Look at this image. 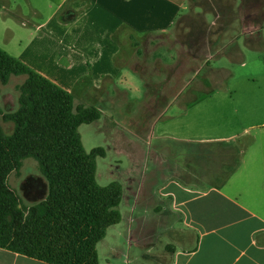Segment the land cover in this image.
Here are the masks:
<instances>
[{
	"label": "rangeland",
	"instance_id": "obj_1",
	"mask_svg": "<svg viewBox=\"0 0 264 264\" xmlns=\"http://www.w3.org/2000/svg\"><path fill=\"white\" fill-rule=\"evenodd\" d=\"M1 1L14 4V0ZM181 14L170 36L183 41L193 53L195 69H199L197 75L193 78V71L188 72L194 65L189 63L190 68L181 71L164 91H147L144 100L138 102L131 97L129 103H123L118 116L125 127L121 136L119 132L111 136L106 121H101L103 118L98 123H84L79 129L87 151L99 146L106 150L105 156L97 158V180L101 185L119 181L128 195L129 190L143 186L142 202L133 212V232L128 230L130 212H123L126 219L110 226L107 236L97 245L101 264H107L109 257H114L115 264H155L156 257H170L168 247L189 246L187 239L178 242V237L189 231L180 225L181 213L158 192L168 178L186 181V169L195 171L190 177L204 180L202 186L225 184L223 190L230 193L243 186L264 184V0H191ZM244 36H251L252 42L246 37L247 44L258 52L243 63L246 57L240 41ZM166 57L163 58L167 60ZM26 77L14 74L7 83L0 81L3 112L18 109L17 87ZM159 77L162 82L166 79L164 73ZM0 126L11 134L15 123L0 114ZM152 133L166 139H154L150 149L142 136ZM174 136L181 137L173 140ZM186 136L227 139L212 142L208 155L203 149V154L196 156L209 172H198L201 167L196 162L191 165L187 155L192 151ZM253 138L254 144L248 145ZM222 143L235 144L236 149ZM246 145L247 151L255 148L262 152L259 155L263 160L255 162L257 168L253 173L242 172L238 165L237 152L240 154ZM149 149L146 159L140 160V153L147 154ZM147 160L150 169L144 172ZM9 183L24 209L41 202L49 193L48 180L35 157L24 158L19 169L10 174ZM163 198L165 201L161 202ZM159 202L161 211L155 212L154 204ZM121 207L123 211L124 206ZM113 244L118 249L115 256L110 250Z\"/></svg>",
	"mask_w": 264,
	"mask_h": 264
},
{
	"label": "crops",
	"instance_id": "obj_2",
	"mask_svg": "<svg viewBox=\"0 0 264 264\" xmlns=\"http://www.w3.org/2000/svg\"><path fill=\"white\" fill-rule=\"evenodd\" d=\"M190 1L14 0L9 5L0 0V47L71 92L76 105L99 108L101 121H106L110 135L119 132L121 136L125 127L118 116L123 103H129L131 97L142 101L147 91H164L181 71L190 68L189 63L194 65L188 72L193 71V78L197 75L199 69H195L193 53L183 41L170 36ZM246 37L252 42L251 36L240 41L246 57L243 63L258 52L247 44ZM160 73L165 74L167 82L160 80ZM100 118L92 123H98ZM142 137L148 148L154 139L159 142L166 139L153 133ZM176 137L181 136L172 139ZM184 138L192 151L187 155L190 164L195 166L196 162L201 167L197 171L203 173L210 169L203 161H197L196 156L202 155L203 149L208 155L214 141H227L201 136ZM254 142L255 138L248 145ZM223 145L236 149L235 144ZM248 145L240 154L237 152L238 165L242 172L253 173L257 168L255 162L263 160L259 155L262 152L255 148L247 151ZM159 148L163 149V145ZM150 149L147 154L140 153L139 159H146ZM147 164L148 160L144 172L150 169ZM185 173L186 181L168 178L158 192L181 213L180 225L189 231L179 236L178 242L187 239L189 246L178 248L175 244V249H166L171 258L156 257L155 264H264V184L243 186L230 193L223 190L225 184L202 186L204 180L195 175L190 177V173L195 174L192 169H186ZM123 191L120 222L126 219L124 213L130 212L128 230L133 232V212L142 202L143 186L129 190V195L124 188ZM164 198L160 201H165ZM161 202L154 204L155 212L161 211ZM110 250L113 256L118 251L115 244ZM113 258H107V264H115ZM0 264L50 263L0 247Z\"/></svg>",
	"mask_w": 264,
	"mask_h": 264
},
{
	"label": "trees",
	"instance_id": "obj_3",
	"mask_svg": "<svg viewBox=\"0 0 264 264\" xmlns=\"http://www.w3.org/2000/svg\"><path fill=\"white\" fill-rule=\"evenodd\" d=\"M14 74L27 77L17 87L18 109L0 105L15 123L11 134L0 126V247L50 264H100L97 245L121 221L124 195L119 181L98 182L97 158L106 150L87 151L79 130L102 111L76 105L71 92L0 47V81ZM26 157L39 161L49 183L47 197L29 209L9 183Z\"/></svg>",
	"mask_w": 264,
	"mask_h": 264
}]
</instances>
